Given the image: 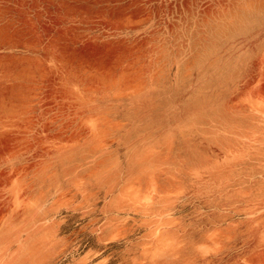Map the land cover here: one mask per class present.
Masks as SVG:
<instances>
[{
	"label": "rangeland",
	"instance_id": "rangeland-1",
	"mask_svg": "<svg viewBox=\"0 0 264 264\" xmlns=\"http://www.w3.org/2000/svg\"><path fill=\"white\" fill-rule=\"evenodd\" d=\"M0 264H264V0H0Z\"/></svg>",
	"mask_w": 264,
	"mask_h": 264
}]
</instances>
